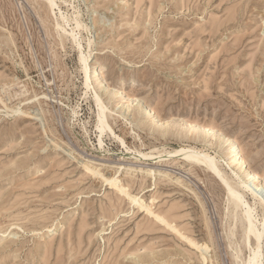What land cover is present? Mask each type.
<instances>
[{"label":"rangeland","instance_id":"1","mask_svg":"<svg viewBox=\"0 0 264 264\" xmlns=\"http://www.w3.org/2000/svg\"><path fill=\"white\" fill-rule=\"evenodd\" d=\"M44 1L0 0V264L248 262L257 245L227 187L158 156L204 150L262 226L247 177H262L264 196V0ZM231 139L248 170L230 163ZM141 202L173 208L183 235ZM260 246L264 264V235Z\"/></svg>","mask_w":264,"mask_h":264},{"label":"bare ground","instance_id":"2","mask_svg":"<svg viewBox=\"0 0 264 264\" xmlns=\"http://www.w3.org/2000/svg\"><path fill=\"white\" fill-rule=\"evenodd\" d=\"M46 1V3L48 4V6H50L51 7V9L53 10L54 9V7L55 6H57V2H56V0H45ZM44 1V2H45ZM73 1V0H72ZM71 1V2H72ZM140 2H141V0H140ZM75 3V2H74ZM141 4V3H140ZM56 8V7H55ZM76 12V11H75ZM62 17V16H61ZM64 17V16H63ZM66 20V17L65 18H62L61 20ZM69 21V20H68ZM67 20H66V22H68ZM56 23V22H55ZM59 24H61V23H59ZM76 24H77V28L79 29V28H81L82 27V24L79 22V21H77L76 22ZM62 25V24H61ZM65 25V24H64ZM57 26V25H56ZM76 26V25H75ZM58 27H60V25L58 26ZM56 31V30H55ZM201 32V31H200ZM60 35V34H59ZM71 35H73V36H71V37H74L75 36V34L74 33H72ZM66 36V35H65ZM75 38V37H74ZM77 44V43H76ZM84 57L82 56V59H83ZM81 60V59H80ZM82 62H83V60H82ZM82 64H84V63H82ZM85 68H84V70L86 71L85 73H86V76L88 77V71H87V64H86V61H85ZM90 73V72H89ZM100 74V73H99ZM99 74H97V75H99ZM3 76V75H2ZM4 77V76H3ZM90 79V78H89ZM87 80V79H86ZM88 82V81H87ZM87 82H85L86 84H87ZM89 82H90V80H89ZM87 86V85H86ZM87 88H90L89 87V85H88V87ZM114 90V89H113ZM88 95V94H87ZM44 97V96H43ZM35 100V99H34ZM132 100V99H131ZM1 102V101H0ZM97 103H98V106H99V110H100V114H99V118H100V127H99V129H100V131H101V134H103L105 131H107V130H111V131H113V129L111 128V126H110V124H109V121H108V116H107V113H106V106L103 104V102H102V100L98 97L97 98ZM3 105V104H2ZM128 109H130V108H128ZM9 110V109H8ZM151 110H153V109H151ZM9 111H11V110H9ZM11 112H13V111H11ZM17 112H19V111H17ZM16 112V113H17ZM47 112V111H46ZM76 112V111H75ZM20 113V112H19ZM44 113H45V111H44ZM49 114V113H48ZM52 114V113H51ZM113 114V113H112ZM21 115V114H20ZM155 115V114H154ZM48 116V115H47ZM52 116H54V115H52ZM77 116V115H76ZM111 117L113 118V116L111 115ZM159 117V116H158ZM155 118V117H154ZM47 119V118H46ZM48 119H50V118H48ZM54 119V118H53ZM136 119V118H135ZM114 120H116V119H114ZM139 120V119H138ZM156 121V120H155ZM53 121H51V123H52ZM136 122H139L140 123V121H136ZM135 122V123H136ZM128 123V122H127ZM165 123V122H164ZM190 125H192V124H190ZM168 126V125H167ZM170 126V125H169ZM175 126V125H174ZM186 126V125H185ZM193 126V125H192ZM171 127V126H170ZM197 127V126H196ZM44 128V127H43ZM51 128V127H50ZM53 128V127H52ZM174 128H177V127H172V129H174ZM194 128V127H193ZM198 128H201L200 126L198 127ZM203 128V127H202ZM85 129V128H84ZM167 129V128H166ZM191 129H192V127H191ZM203 129H205V128H203ZM210 129V128H209ZM168 130V129H167ZM196 130V132L195 133H197L198 131V129H195ZM195 130H192V131H195ZM206 130V129H205ZM211 130V129H210ZM164 131H165V129H164ZM163 131V132H164ZM191 130L189 131V132H191L192 134L194 133V132H192ZM212 131V130H211ZM54 132V131H53ZM176 132V131H175ZM203 132H205V131H203ZM208 133H209V131H207ZM110 133V132H109ZM164 133H166V132H164ZM55 134V133H54ZM217 134V133H216ZM219 134V133H218ZM162 135V134H161ZM191 135V134H190ZM195 135V134H194ZM197 135H198V133H197ZM199 135H201V133L199 134ZM205 135V134H204ZM213 135V134H212ZM220 135V134H219ZM218 135V136H219ZM179 136V135H178ZM207 135H205V137H206ZM210 136V135H209ZM163 137H165V136H163ZM197 137V136H196ZM212 137V136H211ZM199 138H201V137H199ZM213 138H214V136H213ZM215 138H217V136H215ZM209 139H211V138H209ZM218 139V138H217ZM228 139H230V138H228ZM48 140V139H47ZM219 140V139H218ZM217 140V141H218ZM50 141V140H49ZM229 141V140H228ZM215 142H216V139H215ZM226 142V141H225ZM218 143V142H217ZM230 143H231V145L230 146H232V149H231V152H230V155H227L228 156V158H229V160L231 161H229L230 163H234V162H236V163H238V165H235V166H238V168H242V169H244V170H248V164H247V161H246V159H245V157L243 156V154H241V150H240V147H238L237 146V142L236 141H234V139H231V141H230ZM56 145V144H55ZM57 147V146H56ZM164 150V149H163ZM166 150V149H165ZM165 153L163 154H161V153H158V155L159 154H161V156L159 155L158 157H163V156H167V157H171V156H175V157H177V159L178 160H180L181 162H182V164H188V165H192V166H196V167H200V169H201V167L202 168H204L205 170L207 169L208 170V172H211L212 174H214L215 176H217L220 180H221V182L224 184V186H226L227 187V194H228V196H227V198H229V201H228V205L229 204H231V206L233 207V209H234V211H240L241 210V212H242V215L241 214H237V215H241V218H240V222H241V225L240 226H242L243 227V230H244V233H243V237L248 241V242H250V240H252V238H254V240H255V243H256V245H257V251H254L253 253V256L250 258V260L248 261V262H243V264H262V262H261V256H262V253H260V251H261V248H262V246H260V242H261V240H262V237H263V235H264V222L261 224L262 226L259 228L258 226H256V218H255V216H254V210H255V208H253L250 204H248V203H245V201H244V196L241 194L242 192H240V188H238V187H240V186H236V185H233V184H231V182L233 183L234 181H231V180H229V178H227V176L226 177H224L223 176V172L222 171H220V169L219 168H221V167H219L220 165H218L217 164V162H216V160L214 159V157L212 158L210 155H208L207 153H205L204 152V150L203 151H201V150H196V149H194V148H191L190 146H189V148H187L186 146L185 147H183V148H180V149H178V150H176L175 149V151H173V152H168V151H164ZM229 153V152H228ZM141 154V153H140ZM141 156L142 157H148V154L146 155V154H141ZM151 157V156H150ZM228 158H226V159H228ZM178 160H175V162L176 161H178ZM222 161V160H221ZM82 162V161H81ZM83 163V162H82ZM229 163V164H230ZM62 164V163H61ZM60 164V165H61ZM168 164H170V163H168ZM87 167H88V165L87 164H85ZM174 165V164H173ZM180 165V164H179ZM187 165V166H188ZM232 165V164H231ZM181 166V165H180ZM182 166H184V165H182ZM229 166V165H228ZM195 168V167H194ZM93 169V168H92ZM170 169V168H169ZM203 169V170H204ZM149 170H151V169H149ZM222 170V169H221ZM92 171V175H99V177H103V178H105L104 180H105V182L107 181L108 183H109V185L111 186V187H114V188H116V189H118L119 191H120V193L121 194H123V195H125V197L127 196L129 199H132L133 200V202L134 201H136L137 202V199H135L134 197H132L131 195H130V193L128 192V189L125 187V186H119L118 185V181H117V178H106L102 173H101V171L99 170V169H97V168H94L93 170H91ZM91 171H89V172H91ZM176 171V170H175ZM146 172V171H145ZM144 172V173H145ZM155 172H157L155 169H153V170H151L150 172H148L149 173V175L152 173H155ZM222 172V173H221ZM248 172V171H247ZM163 173V172H162ZM175 173V172H174ZM195 173V172H194ZM249 174H248V177H247V179H249V180H252L253 181V185L255 186L253 189H255V193H254V197H255V199L257 198L258 199V201L259 202H257V203H259L260 204V201L262 202L261 204H264V196H262V194L261 193H259L261 190H262V188L260 187V183H259V181H260V179L262 178H260L257 174H255V173H253V172H248ZM91 174V173H90ZM114 174H116V173H114ZM146 174V173H145ZM169 174V173H168ZM167 173H163V175H165L167 178L171 175H168ZM193 174V173H192ZM133 175V174H132ZM159 175H161V174H159ZM162 175V177H165V176H163ZM127 176H128V174H127ZM154 176V175H153ZM172 176V175H171ZM130 177H132L133 178V176H131L130 175ZM169 179V178H168ZM173 179V178H172ZM233 180V179H232ZM236 180V179H235ZM245 180H246V178H245ZM244 180V181H245ZM169 181H171L172 182V180H171V178H170V180ZM183 181V180H182ZM231 181V182H230ZM121 182V181H120ZM182 183L181 182V179L180 178H177V183ZM176 183V182H175ZM176 183V184H177ZM183 183H185V182H183ZM238 183V182H237ZM129 184V183H128ZM234 184H236V183H234ZM240 184V183H239ZM251 184V185H252ZM179 185V184H178ZM241 185V184H240ZM250 185V184H249ZM248 185V186H249ZM242 186H244V185H242ZM241 186V187H242ZM247 186V184H245V187H248ZM244 188V187H243ZM250 188V187H249ZM248 190V189H247ZM246 190V191H247ZM249 191V190H248ZM244 192V191H243ZM244 194H245V192H244ZM246 195V194H245ZM127 198V199H128ZM254 199V198H253ZM142 201V200H141ZM152 201H153V199H152ZM131 202V201H130ZM256 203V204H257ZM111 204V203H110ZM138 204V203H137ZM254 204V203H253ZM147 205V204H146ZM143 202H141L140 203V206L142 207V208H144V209H146L148 212H150L149 214H152L158 221H160L161 223H164L165 225H167V226H169V227H171L172 229H174V230H176V231H178L179 233H181V231L180 230H178L177 229V227L176 226H174V223H173V225H172V222L173 221H171L170 220V218L171 217H173V214H172V210H173V208L167 213V214H165V215H160V214H155L154 212H152L151 211V209H150V207H147ZM258 205V204H257ZM229 207V206H228ZM244 208V209H243ZM232 209V208H231ZM232 209V210H233ZM154 211V210H153ZM234 211H231V213H235L236 214V212H234ZM230 212V211H229ZM175 213V212H174ZM239 213V212H238ZM230 214V213H229ZM232 216H234L233 214H231V217ZM153 217V218H154ZM236 218V217H235ZM236 219H238V218H236ZM176 220V219H175ZM264 220V219H263ZM155 221V220H154ZM175 222V221H174ZM259 222V221H258ZM175 223H177V222H175ZM157 224H159V223H157ZM176 225H178V224H176ZM209 225V224H208ZM209 228V227H208ZM85 229V228H84ZM210 231H212V230H210ZM208 232H209V230H208ZM177 233V232H176ZM178 233V234H179ZM183 233V232H182ZM181 233V235H183ZM212 234H210V235H213V232H211ZM232 235V234H231ZM235 235H236V233H235ZM234 235V236H235ZM242 235V234H241ZM184 237V236H183ZM237 237V236H236ZM186 240H189V239H187L186 238V236L184 237ZM211 238V237H210ZM212 239H215V238H212ZM244 239V240H245ZM212 241V240H211ZM246 241V242H247ZM190 242L193 244V242L190 240ZM230 242H232V241H230ZM213 244V243H212ZM230 244H232V243H230ZM234 244V243H233ZM249 245V244H248ZM248 245H247V247H248ZM199 245L197 244L196 245V247H198ZM207 248V247H206ZM230 248V247H229ZM232 248V247H231ZM260 250V251H259ZM235 253V252H234ZM207 259V258H206ZM238 260H239V258H237ZM205 260V259H204ZM241 263V262H240ZM237 264V263H236Z\"/></svg>","mask_w":264,"mask_h":264}]
</instances>
